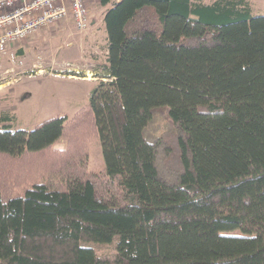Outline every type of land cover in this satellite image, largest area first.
<instances>
[{
  "label": "trees",
  "instance_id": "trees-1",
  "mask_svg": "<svg viewBox=\"0 0 264 264\" xmlns=\"http://www.w3.org/2000/svg\"><path fill=\"white\" fill-rule=\"evenodd\" d=\"M98 3L105 75L87 103L32 129L0 110V264H264V14Z\"/></svg>",
  "mask_w": 264,
  "mask_h": 264
},
{
  "label": "rangeland",
  "instance_id": "rangeland-1",
  "mask_svg": "<svg viewBox=\"0 0 264 264\" xmlns=\"http://www.w3.org/2000/svg\"><path fill=\"white\" fill-rule=\"evenodd\" d=\"M202 1L210 2L212 0ZM86 2L92 14L93 12L95 15L100 14L102 8L98 2L96 4L92 0H86ZM250 3L254 15L264 14V0H250ZM63 34L58 30V23H55L29 34L24 40L16 41L13 48L7 50L5 54H0V110L15 111L14 128L32 129L38 122L48 117L57 114L70 115L75 111L71 108L77 104H68L76 99L75 97L70 98L73 91L78 94L91 86L90 82L66 80L54 76L58 75L59 69L71 67V63L68 62L70 60L75 61L79 71L83 70L87 64L99 66L97 62L86 58L89 54L87 49L83 50L84 60L78 61L80 50L75 45L84 40L81 33L73 35V37H77L73 51L75 55L70 53L63 55L61 50L58 51V46L65 39L61 37ZM20 47L23 48V52L17 54V49ZM85 59L89 63L85 62ZM35 71L41 74H37ZM65 71L62 70L61 73ZM85 75L93 76L92 73ZM161 117L159 114L156 120ZM63 143L61 140L57 141L55 145L62 146ZM87 168L96 174L102 175L104 172V160L97 136L91 139L88 146ZM98 252L103 256H113L115 242L98 246Z\"/></svg>",
  "mask_w": 264,
  "mask_h": 264
},
{
  "label": "built area",
  "instance_id": "built-area-1",
  "mask_svg": "<svg viewBox=\"0 0 264 264\" xmlns=\"http://www.w3.org/2000/svg\"><path fill=\"white\" fill-rule=\"evenodd\" d=\"M59 21L79 32L90 25L86 0H0V54L29 34Z\"/></svg>",
  "mask_w": 264,
  "mask_h": 264
},
{
  "label": "crops",
  "instance_id": "crops-1",
  "mask_svg": "<svg viewBox=\"0 0 264 264\" xmlns=\"http://www.w3.org/2000/svg\"><path fill=\"white\" fill-rule=\"evenodd\" d=\"M92 2L96 4L98 2V0H92ZM99 6L102 8V11L98 15H95V12H93V14H92V12L90 11V7L88 6L89 12H90V25L84 31L78 32L67 21H64V22L59 21L58 22V30L62 31V33H64L63 35H61V37L65 38L63 43H61L58 46V51L61 50V53L63 55L68 54V53H70L71 55H75V53L73 51H74V45L77 42L76 41L77 37H75V36L73 37V35L81 33L84 40L81 41V43L77 42V45H75V47L78 50H80L78 61L84 60V54L85 53H83V50L87 49V52L89 54L86 56V58H88V60L91 59L93 62H97V64L99 65L98 67H95V66H90L91 64H87L83 70L79 71L78 65L75 63V61L70 60L68 62L71 63V65H72L71 67L59 69L58 75H54V76L64 78L66 80L84 81V82H88V83L90 82L91 86H89L87 88V90H83L81 93H78V94L75 91H73V94L71 95L70 98L75 97L76 99H73V101H71L68 104H71V105H72V103H77V104H75L73 106V108H71V109L76 110V108L78 109L82 105L86 104L88 101L89 90L91 89V87H93V85L95 84L97 79L103 78V76L105 75L104 65L106 64L107 40H106L105 25L103 22V15H104V11H105L106 7L101 6L100 4H99ZM98 16H100V17H98ZM22 40H24V39H22ZM15 43L10 45L7 50L13 48ZM22 52H23L22 47L17 49V54H20ZM80 59H82V60H80ZM88 60L85 59V62L89 63ZM64 62H66V61H64ZM62 70H66V71L64 73H61ZM86 72L89 74L92 73L93 76L92 77H90V75H88L89 77L86 76L85 75V74H87ZM35 73L41 74V73H38L37 71H35ZM78 97H79V99H78Z\"/></svg>",
  "mask_w": 264,
  "mask_h": 264
}]
</instances>
